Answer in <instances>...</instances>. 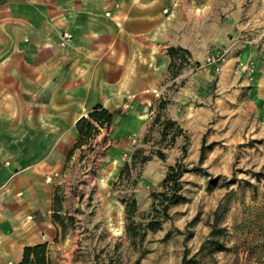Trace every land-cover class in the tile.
Listing matches in <instances>:
<instances>
[{
    "label": "crops",
    "instance_id": "0c3cea01",
    "mask_svg": "<svg viewBox=\"0 0 264 264\" xmlns=\"http://www.w3.org/2000/svg\"><path fill=\"white\" fill-rule=\"evenodd\" d=\"M225 47L221 73L195 68ZM174 48L191 66L169 83ZM170 84L169 111L185 130L207 126L227 100L264 124V0H0V264L58 235L50 180L65 169L78 121L98 105L114 115L95 142L109 137L105 163L119 168Z\"/></svg>",
    "mask_w": 264,
    "mask_h": 264
},
{
    "label": "rangeland",
    "instance_id": "374dc122",
    "mask_svg": "<svg viewBox=\"0 0 264 264\" xmlns=\"http://www.w3.org/2000/svg\"><path fill=\"white\" fill-rule=\"evenodd\" d=\"M217 1L230 8L240 2L246 6L252 0ZM216 10L222 13L219 7ZM174 50L169 83L190 64L187 50ZM223 50H228V55L219 67L206 62ZM229 53V47L211 53L195 68L207 64L221 73ZM174 90L170 84L165 98L160 94L149 132L133 143L121 167L117 168V163L112 168L106 165L109 143L93 152L86 146L50 180L52 221L58 235L48 244L55 264H264L263 117L246 109L237 113L232 108L235 101L227 100L218 108L214 103V116L207 126L185 130L169 111ZM169 122L174 127L163 136ZM95 140L93 145H102ZM196 141L205 147L202 161L201 154L193 152ZM139 150L150 160L134 166L132 158ZM128 163L132 169L121 180ZM179 163L184 170L179 180L180 199L170 206L168 219L160 218L161 228L153 232L147 225L156 218V210L162 209L159 201L168 191L165 182L169 170ZM113 172L111 182L100 178ZM113 200L118 204L116 209L109 202ZM132 201L136 211L129 217L127 204ZM55 209L60 223L53 220Z\"/></svg>",
    "mask_w": 264,
    "mask_h": 264
},
{
    "label": "trees",
    "instance_id": "16d2710c",
    "mask_svg": "<svg viewBox=\"0 0 264 264\" xmlns=\"http://www.w3.org/2000/svg\"><path fill=\"white\" fill-rule=\"evenodd\" d=\"M170 54L174 58L175 57V50L170 49ZM114 115L105 109L103 106L98 105L88 114L87 117H83L77 123V131L79 138L74 145V147L70 150L67 156V163L65 168L70 164L72 158L74 157L75 153L79 150H82L84 147L88 146L89 151L93 152L96 147H99L98 151L102 150L108 144V139H104L102 145H93L91 142L96 139L102 129L110 130L112 123H113ZM174 127L173 123H166L165 130L163 132V136H166V133L169 128ZM97 151V152H98ZM205 147L202 146L201 149V158L202 161L204 155ZM161 159L165 158V155L161 152L158 153ZM132 163L134 166L140 163H146L150 160V157L144 156V150L136 151L132 158ZM131 164L128 163L125 165L124 169L121 172L120 179L122 180L126 174H129L131 171ZM183 165L181 163L173 166L169 170V174L166 180V185L168 188L167 192H164L160 196V204L162 209L160 211L156 210V218L148 223L147 228L153 232L159 230L161 228L160 218L161 219H168V211L170 206L176 204L179 199V191L181 189L179 180L183 173ZM58 203V195L55 196L54 205L56 207ZM136 211V203L132 201L130 204H127V215L130 217ZM53 220L55 223H60L61 219L59 217V211L54 210ZM133 230V227H129V231ZM17 264H55L52 259L49 244L43 243L38 244L31 247L24 248L23 256L20 262Z\"/></svg>",
    "mask_w": 264,
    "mask_h": 264
},
{
    "label": "built area",
    "instance_id": "2783aa9c",
    "mask_svg": "<svg viewBox=\"0 0 264 264\" xmlns=\"http://www.w3.org/2000/svg\"><path fill=\"white\" fill-rule=\"evenodd\" d=\"M227 55H228V50H223L221 53H219L216 56L208 57L206 62L208 64H212L219 67L221 63L226 61ZM156 95L158 98L160 97V93L156 92Z\"/></svg>",
    "mask_w": 264,
    "mask_h": 264
}]
</instances>
